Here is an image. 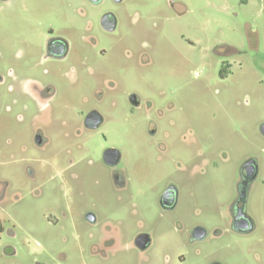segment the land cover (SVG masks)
I'll return each instance as SVG.
<instances>
[{
    "label": "rangeland",
    "instance_id": "374dc122",
    "mask_svg": "<svg viewBox=\"0 0 264 264\" xmlns=\"http://www.w3.org/2000/svg\"><path fill=\"white\" fill-rule=\"evenodd\" d=\"M244 3L105 0L96 11L86 0H0V73L15 68L55 92L39 150L38 107L0 85V264H264V0ZM107 9L119 19L112 34L96 26ZM49 27L70 42L65 61L42 59ZM90 108L104 122L78 133ZM107 147L121 155L124 186L111 182ZM246 158L258 161L246 202L255 227L239 234L228 212ZM168 183L178 196L164 210ZM195 226L204 239L191 241ZM138 233L150 237L143 250Z\"/></svg>",
    "mask_w": 264,
    "mask_h": 264
},
{
    "label": "flooded vegetation",
    "instance_id": "af4514ba",
    "mask_svg": "<svg viewBox=\"0 0 264 264\" xmlns=\"http://www.w3.org/2000/svg\"><path fill=\"white\" fill-rule=\"evenodd\" d=\"M6 1V0H2ZM105 0H86L91 5V9L96 10L100 7H103V3ZM115 5L121 4L123 0H111ZM245 3L248 0H241ZM244 3V4H245ZM99 13L98 19L96 20V26L105 33L112 34L116 31L118 25V15L113 9L102 10ZM93 17V16H92ZM92 25V22L89 26ZM260 35V33H259ZM259 35L255 32L251 40H248V43L251 45V49L253 53H259V43L260 38ZM89 43L93 46H96L97 40L93 36H89L87 38ZM70 42L63 36L55 34L54 30L49 27L47 28V33L45 36V40L42 46V59L44 61L51 62H61L65 61L70 53ZM229 48V47H228ZM233 53H243L240 49L232 48ZM104 50L100 51L103 52ZM229 62L221 66L219 74L221 77L225 76L226 71L229 69ZM242 63L240 61L239 66ZM255 70L258 69L255 67ZM7 78H9V82H7ZM109 84L114 85L113 81H108ZM7 84V91L13 94H20L27 99H31L35 105L38 107V112L34 115V123L31 125L32 129V144L36 149L43 150L46 149L49 138L47 137L44 129L38 123H43L48 119L49 115V101L54 95V85L47 82H42L38 78H24L20 79L17 74V69L9 68L6 77L0 73V85ZM131 104L133 106H138V101L136 100V96L131 94L129 97ZM13 102H17L16 97H13ZM24 108H27V104H23ZM48 112V113H45ZM20 119L22 116H18ZM80 125L76 129L79 133L81 132V128L87 131H93L98 129L101 124L104 122V117L102 113L96 108H90L86 111L81 112L80 114ZM261 133L264 135V123L260 126ZM61 138L63 135H60ZM120 153L114 147H107L102 152V160L104 164H106L110 168V179L114 186H124V174L122 170L118 167V163L120 161ZM258 169V161L254 158H246L240 163V167L238 169V177L236 180V188L234 197L232 198L231 204L229 206L228 218L229 228L231 231L239 233V234H247L254 229V222L251 216L248 214L246 210V202L247 198L253 184L254 179L257 176ZM33 177V174L31 175ZM6 181L0 180V205L6 200L7 196L5 193ZM178 190L174 183H168L161 194L159 195V203L164 210L172 209L177 202ZM85 217L92 221L94 220V216L91 212H87ZM4 231V228L1 224L0 235ZM221 230L216 229L215 232L219 233ZM206 237V230L202 226H195L192 229L191 233V241L204 239ZM104 241L112 243L113 239L106 238ZM135 245L138 246L139 249L143 250L148 247L150 243V237L146 233H138L135 236ZM210 264H225L219 261H212Z\"/></svg>",
    "mask_w": 264,
    "mask_h": 264
},
{
    "label": "trees",
    "instance_id": "16d2710c",
    "mask_svg": "<svg viewBox=\"0 0 264 264\" xmlns=\"http://www.w3.org/2000/svg\"><path fill=\"white\" fill-rule=\"evenodd\" d=\"M1 223H2V221H1V217H0V229H1Z\"/></svg>",
    "mask_w": 264,
    "mask_h": 264
}]
</instances>
